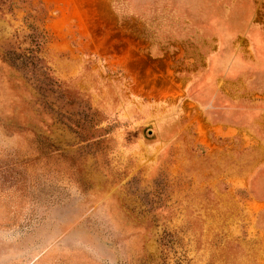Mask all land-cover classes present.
I'll return each mask as SVG.
<instances>
[{
	"label": "rangeland",
	"instance_id": "1",
	"mask_svg": "<svg viewBox=\"0 0 264 264\" xmlns=\"http://www.w3.org/2000/svg\"><path fill=\"white\" fill-rule=\"evenodd\" d=\"M0 264H264V0H0Z\"/></svg>",
	"mask_w": 264,
	"mask_h": 264
},
{
	"label": "trees",
	"instance_id": "2",
	"mask_svg": "<svg viewBox=\"0 0 264 264\" xmlns=\"http://www.w3.org/2000/svg\"><path fill=\"white\" fill-rule=\"evenodd\" d=\"M35 37H36V39L38 38L37 36H35ZM36 46H37V49L40 47V42L38 41V39H37Z\"/></svg>",
	"mask_w": 264,
	"mask_h": 264
}]
</instances>
